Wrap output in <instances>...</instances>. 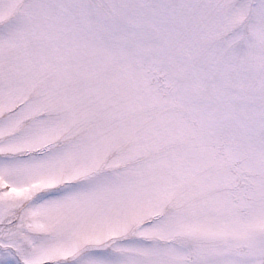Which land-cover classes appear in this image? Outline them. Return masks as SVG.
<instances>
[{"label": "snow or ice", "instance_id": "1", "mask_svg": "<svg viewBox=\"0 0 264 264\" xmlns=\"http://www.w3.org/2000/svg\"><path fill=\"white\" fill-rule=\"evenodd\" d=\"M0 264H264V0H0Z\"/></svg>", "mask_w": 264, "mask_h": 264}]
</instances>
